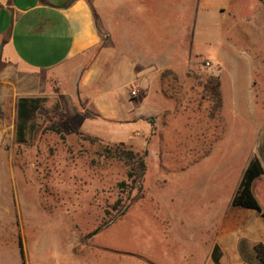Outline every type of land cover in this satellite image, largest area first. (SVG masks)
I'll return each instance as SVG.
<instances>
[{"label":"rangeland","instance_id":"1","mask_svg":"<svg viewBox=\"0 0 264 264\" xmlns=\"http://www.w3.org/2000/svg\"><path fill=\"white\" fill-rule=\"evenodd\" d=\"M111 2L100 1L106 32L112 28L123 35L129 29L130 35L146 38L145 49L152 54L173 48L170 66L179 75L164 71L160 78L169 100L157 101L152 94L154 107L163 113L154 114L148 132L138 121H91L95 132L116 142L87 139L77 129L80 117L60 113L54 100L39 108L25 143L15 139L14 118L0 144V264H96L98 252L146 262L157 260L159 250L180 264H207L209 247L223 229L246 235L238 242L241 256L246 264H257L249 238L260 229L259 214L231 204L256 156L263 175L252 191L264 209V75L256 71L253 47L235 37L227 41L226 24L199 10L192 14L172 3L162 8L155 0L129 5L118 0L117 7ZM160 22L177 29L164 31ZM106 32L88 61L109 70L101 88L129 79L122 67L127 52H113L108 60ZM187 32L190 45L172 47V37ZM51 125L63 138L47 129ZM116 148L138 153L145 171L141 198L106 224L115 217L116 202L129 203L117 188L126 169L115 159Z\"/></svg>","mask_w":264,"mask_h":264},{"label":"crops","instance_id":"2","mask_svg":"<svg viewBox=\"0 0 264 264\" xmlns=\"http://www.w3.org/2000/svg\"><path fill=\"white\" fill-rule=\"evenodd\" d=\"M100 1L0 0V144L4 140L6 126L16 119L17 101L22 97L54 100L60 113L80 117L77 125L80 133L105 142L116 141H110L104 133L95 132L91 121L98 119L115 124L138 121L147 132L151 131L150 121L154 114L160 116L163 113L158 107L159 102L158 108L154 107L152 94H156L157 101L169 100L160 78L162 80L164 71L179 75L170 66L173 48L161 54H152L145 49L148 46L146 38L130 35L129 29L123 35H116L112 28L106 32L108 29L104 24ZM116 1L111 2L115 7ZM138 1L147 4L150 0ZM134 2L122 0L121 3L129 5ZM152 3L162 8L172 3L184 10L189 9L192 14L199 10L220 18L226 24L222 36L227 41L235 37L243 46L253 47V55L259 62L256 71L260 72V76L264 75V0H155ZM170 21L167 18V24ZM99 23L105 30H100ZM159 27L164 31L177 29L161 22ZM103 32L107 33L110 43L108 60H111L113 52H127V61L122 67L129 79L123 84L101 88V80L109 77V70L106 73L97 62L88 65V61L91 53L100 47ZM191 37V32L175 35L171 45H190ZM138 45L143 46L142 49L138 50ZM129 48H132L130 54ZM132 90L137 91L135 96L130 95ZM80 102L93 107L100 117H83ZM137 142L130 143L136 146ZM245 211L259 214L254 210ZM259 217L260 229L249 238L257 264L254 246L261 244L264 248V220L260 214ZM215 237L214 244L209 247L207 264H214L211 259L214 246L220 250V264H246L238 244L240 239L246 237L244 233L223 229ZM105 253L98 252L101 257L97 256L96 261L100 262L96 264H180L176 256H168V252L161 250L157 251V260L152 261L147 257L146 262L129 259L122 254L105 256Z\"/></svg>","mask_w":264,"mask_h":264},{"label":"trees","instance_id":"3","mask_svg":"<svg viewBox=\"0 0 264 264\" xmlns=\"http://www.w3.org/2000/svg\"><path fill=\"white\" fill-rule=\"evenodd\" d=\"M165 74V73H163ZM215 80L210 82L214 84ZM217 84L214 87V90L217 91ZM216 99L220 102L219 94L215 95ZM45 98H28L22 97L19 98L16 105V121H15V139L18 143H25L28 140V135L33 132L34 125L33 120L36 116L37 111L45 102ZM80 107L83 111L84 117L86 118H98L100 115L97 112L89 111L85 103L80 102ZM48 130L57 133L60 135L61 132L57 126L51 125L47 128ZM89 139V137H87ZM123 147V144L120 145ZM115 159L122 163L126 169V178L122 182L118 183V191L120 194L125 195L127 200H129L128 204H121V200L116 202L114 205V211L116 212L115 217L106 222V224L110 223L111 221L115 220L116 218H120L124 216L127 212L131 204L141 198L140 194V182L144 175L145 171V164L141 156L138 153L134 152L132 149H119L116 148L114 150ZM263 174V167L256 156H253L242 175L240 183L237 187L235 194L231 200V204L234 207H240L243 209L254 210L258 212L261 218L264 220V209H262L257 202L253 191L252 185L256 179H258ZM136 192L134 196L133 193ZM99 230V229H98ZM19 242L20 248V255L23 258V252L21 247V242ZM254 251L256 257L258 259L259 264H264V248L261 244H256L254 246ZM211 259L214 264H220V250L217 246H214Z\"/></svg>","mask_w":264,"mask_h":264},{"label":"built area","instance_id":"4","mask_svg":"<svg viewBox=\"0 0 264 264\" xmlns=\"http://www.w3.org/2000/svg\"><path fill=\"white\" fill-rule=\"evenodd\" d=\"M206 66H207V67H210L211 65H210V63L207 62V63H206ZM136 93H137V91L132 90L131 93H130V95H131V96H135Z\"/></svg>","mask_w":264,"mask_h":264},{"label":"water","instance_id":"5","mask_svg":"<svg viewBox=\"0 0 264 264\" xmlns=\"http://www.w3.org/2000/svg\"><path fill=\"white\" fill-rule=\"evenodd\" d=\"M73 1H75V0H72V2H73ZM63 8H66V7H63ZM1 49H2V47L0 46V56H1Z\"/></svg>","mask_w":264,"mask_h":264}]
</instances>
